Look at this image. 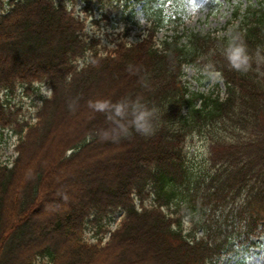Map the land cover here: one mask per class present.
<instances>
[{"label":"trees","instance_id":"1","mask_svg":"<svg viewBox=\"0 0 264 264\" xmlns=\"http://www.w3.org/2000/svg\"><path fill=\"white\" fill-rule=\"evenodd\" d=\"M69 1L0 0V129L20 134L12 167H0V264H220L251 245L264 233V0L235 9L219 39L180 32L184 0H116L142 5L150 29L113 50L84 33ZM165 27L173 36L157 44ZM232 37L252 55L247 72L225 58ZM186 66L218 73L224 97L190 92ZM18 89L41 102L36 123L11 108ZM125 98L157 109L153 134L102 139L116 125L97 106ZM194 137L208 145L206 174L186 153ZM43 152L52 161L35 168Z\"/></svg>","mask_w":264,"mask_h":264},{"label":"rangeland","instance_id":"2","mask_svg":"<svg viewBox=\"0 0 264 264\" xmlns=\"http://www.w3.org/2000/svg\"><path fill=\"white\" fill-rule=\"evenodd\" d=\"M260 1L262 0H195L198 10L192 16L188 14V5L193 0H184L186 9L185 15L182 16L184 28L189 33H198L204 36L210 35L216 39L227 37L232 31V25L229 22L235 9L239 7L244 9L249 5H256ZM132 3L134 4L133 1L127 3L128 7L123 4L119 6V9H116L115 6L118 3H115V1L109 3L104 0L101 3L99 0H92L86 3L84 0H77V6L73 11L78 18L86 20L84 33L99 41L98 48L113 50L118 42L126 40L129 44H135L147 35L149 23L141 12V5L136 6L133 11ZM141 16L143 23L140 22ZM180 32H182L181 29ZM172 35L173 32L167 27L158 32L155 41L160 44L165 38L172 37ZM185 36L186 32L184 31L182 36L183 43L187 42ZM199 69L201 68L194 66L184 67L182 82L188 90L192 93L214 94L224 97L225 86L220 75L215 73L208 77L203 70ZM36 88L44 98L48 99L51 97V90L48 86L36 85ZM1 98L3 101H7L5 95H1ZM36 98V94L31 97H24L19 91L18 96L12 99L11 108L13 110L21 109L22 121L36 123L35 113L37 109L35 105H41L40 102L36 101ZM4 132L0 133V167L3 165L10 167L17 156L15 147L18 144L20 134L17 136L8 131ZM25 133L26 131L23 132V135ZM10 135L11 137H9ZM58 137L61 142H65L68 136L59 135ZM186 153L191 165L194 166L197 172L201 174L208 172V145L205 140L199 137L191 139L186 146ZM36 161L35 168L44 166L52 161L51 155L43 152ZM92 162L90 161V163ZM63 172L60 171L59 173L62 174ZM75 183L76 180L73 181L72 186ZM121 217L122 214L116 215L115 220L104 229L113 232L121 221ZM103 225H105V222H103ZM190 227V224H185L187 230ZM97 232H100L99 228L89 225L85 231L87 242L95 243L97 238L102 237L101 233L96 237ZM198 237H202V232L198 234ZM108 239L109 235H106L104 241L106 242ZM220 264H264V233L254 238L251 241V245L247 244L238 247L233 254L223 259Z\"/></svg>","mask_w":264,"mask_h":264},{"label":"clouds","instance_id":"3","mask_svg":"<svg viewBox=\"0 0 264 264\" xmlns=\"http://www.w3.org/2000/svg\"><path fill=\"white\" fill-rule=\"evenodd\" d=\"M198 10L195 0L188 5V14L194 16ZM187 18V17H186ZM140 22L143 23L142 16ZM224 55L228 63L237 71L247 72L252 64V55L244 41L239 37H232L228 46L224 50ZM261 57L257 53L256 62L259 63ZM71 107V106H70ZM100 110L110 107L108 119L115 122L116 127L110 131L106 130L101 134L102 139H108L110 136H118L126 133L128 127H133L137 132L149 136L154 132V120L156 118L157 109L150 108L144 104L139 98H125L119 102L109 105L97 106Z\"/></svg>","mask_w":264,"mask_h":264}]
</instances>
